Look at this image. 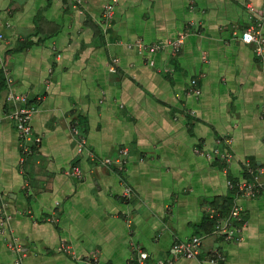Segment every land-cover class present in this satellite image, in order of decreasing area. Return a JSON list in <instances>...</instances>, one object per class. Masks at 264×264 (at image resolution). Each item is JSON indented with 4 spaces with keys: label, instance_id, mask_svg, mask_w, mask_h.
<instances>
[{
    "label": "crops",
    "instance_id": "obj_1",
    "mask_svg": "<svg viewBox=\"0 0 264 264\" xmlns=\"http://www.w3.org/2000/svg\"><path fill=\"white\" fill-rule=\"evenodd\" d=\"M81 1L0 0V264H83L93 254L138 264V250L208 264L215 248L225 264H264V196L229 186L249 177L247 163L264 165V53L234 34L253 22L247 0H119L106 32L109 0ZM248 1L264 16V0ZM181 36L176 54L136 45ZM9 76L38 106L41 142L26 158L9 118ZM75 129L97 158L127 148L124 169L81 155ZM225 137L230 164L201 153L224 149ZM236 203L241 240L209 235L196 259H173L176 242L212 232L211 208L228 214Z\"/></svg>",
    "mask_w": 264,
    "mask_h": 264
},
{
    "label": "built area",
    "instance_id": "obj_2",
    "mask_svg": "<svg viewBox=\"0 0 264 264\" xmlns=\"http://www.w3.org/2000/svg\"><path fill=\"white\" fill-rule=\"evenodd\" d=\"M119 0H109L105 4L104 15H103V26L105 28L104 32L111 26L114 18L115 8ZM81 0H76L75 7L81 4ZM246 9L249 12L253 22L250 23L241 32L235 31L234 34L246 44L253 45L254 51L258 56H262L264 53V33L261 30V26L264 20V16L260 15L255 6L251 1L245 2ZM184 41V36L169 42V43H155L146 44L143 41H137V47L146 49L149 52L156 53L167 46L173 48L176 54ZM117 59H113V64L110 66L112 72H116ZM8 83V101L11 103V110L9 112L10 120L15 124L19 134H20V148L24 154V158L28 155L34 153L35 149L39 146L41 138L36 136L32 127V120L34 115L38 110V106L30 102L29 97L26 94H18L13 91L12 88V78L7 77ZM190 93L199 95L201 93L200 89L197 87V80L191 81ZM78 138V151L82 155L85 152L95 160L97 163L103 166H114L120 167L121 170L127 164L128 149L122 148L119 150V154L115 158H97V156L90 152L87 148L86 138L79 130L75 129ZM219 145L225 144L227 147L221 149L220 147L214 148L211 152L206 153L208 157H214L219 159L225 164H230L232 162V154L229 150L230 139L229 138H219L217 139ZM24 160V159H23ZM247 168L249 171V177L241 182L229 181V186L235 191L237 197L253 198L258 195L264 196V165L253 167L251 164L247 163ZM71 175L76 178L83 177V170L79 166H73L71 168ZM133 193L132 188L127 185L125 187V196L130 197ZM208 216L210 219L214 220V227L211 233L203 235H194L191 239L181 242H176L171 250L173 259L187 258L196 259L201 253L203 241L209 235H214L215 237H220L226 241H239L241 240V230L245 224V218L243 214V207L239 204H234L228 214H222L218 209L211 208L209 210ZM13 248L20 251L22 248L17 244H11ZM60 251L68 253L70 252V247L68 245H62ZM138 264H171L170 261L165 259H158L153 261L150 254L144 250H138L137 256ZM206 262L208 264H225L226 256L225 253L219 248L212 249L207 257ZM83 264H100L97 254H93L82 259Z\"/></svg>",
    "mask_w": 264,
    "mask_h": 264
},
{
    "label": "trees",
    "instance_id": "obj_3",
    "mask_svg": "<svg viewBox=\"0 0 264 264\" xmlns=\"http://www.w3.org/2000/svg\"><path fill=\"white\" fill-rule=\"evenodd\" d=\"M208 218L210 219V217L208 216ZM211 224H212V228L214 227V221L212 219H210Z\"/></svg>",
    "mask_w": 264,
    "mask_h": 264
}]
</instances>
